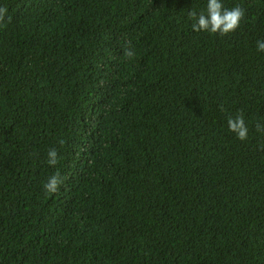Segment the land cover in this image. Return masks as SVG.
<instances>
[{
    "label": "trees",
    "instance_id": "obj_1",
    "mask_svg": "<svg viewBox=\"0 0 264 264\" xmlns=\"http://www.w3.org/2000/svg\"><path fill=\"white\" fill-rule=\"evenodd\" d=\"M221 2L223 36L207 0H0V264H264V0Z\"/></svg>",
    "mask_w": 264,
    "mask_h": 264
},
{
    "label": "clouds",
    "instance_id": "obj_2",
    "mask_svg": "<svg viewBox=\"0 0 264 264\" xmlns=\"http://www.w3.org/2000/svg\"><path fill=\"white\" fill-rule=\"evenodd\" d=\"M6 11V8H0V20L3 19V14ZM244 16L245 11L239 5L227 9L223 6L221 0H207L206 10L197 12L193 8L188 12L189 19L193 21L191 27L194 32L207 31L210 33H219L221 36L235 31L239 27L240 21ZM257 51H264V40L257 41ZM124 55L131 59L134 57L135 53L128 47L125 48ZM227 124L229 131L234 132L238 139L241 141L247 139L248 127L245 124L242 113L235 117L229 116L227 118ZM256 130L258 132L264 131V125L257 123ZM47 156V163L54 166L57 163L56 149H50ZM61 182L58 175L51 176L44 184V189L49 193H55Z\"/></svg>",
    "mask_w": 264,
    "mask_h": 264
}]
</instances>
